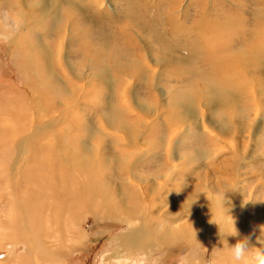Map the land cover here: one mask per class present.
<instances>
[{
    "label": "rangeland",
    "instance_id": "rangeland-1",
    "mask_svg": "<svg viewBox=\"0 0 264 264\" xmlns=\"http://www.w3.org/2000/svg\"><path fill=\"white\" fill-rule=\"evenodd\" d=\"M18 19L0 42V264H227L206 197L184 203L209 187L235 190L260 247L264 0H0V30Z\"/></svg>",
    "mask_w": 264,
    "mask_h": 264
},
{
    "label": "clouds",
    "instance_id": "clouds-1",
    "mask_svg": "<svg viewBox=\"0 0 264 264\" xmlns=\"http://www.w3.org/2000/svg\"><path fill=\"white\" fill-rule=\"evenodd\" d=\"M22 26L23 19H18L11 25L6 26L3 30H0V42L10 40ZM229 191L235 190L221 191L220 189L211 187L203 191H196L194 189L184 203L188 204L189 213L191 207L198 203L201 194L206 197L210 213L208 222L216 226L219 243L222 245V247H215L214 250L226 255L227 264H264V225L260 226V235L256 237V242L260 247L251 245L250 237H240V233L235 226V218L230 214L231 201L225 195ZM248 202L253 201L244 200L243 204H247ZM228 237L236 238V243L230 245L228 243ZM137 264H148V262L146 258L142 260L138 258ZM180 264H187L186 258L182 257Z\"/></svg>",
    "mask_w": 264,
    "mask_h": 264
},
{
    "label": "bare ground",
    "instance_id": "bare-ground-1",
    "mask_svg": "<svg viewBox=\"0 0 264 264\" xmlns=\"http://www.w3.org/2000/svg\"><path fill=\"white\" fill-rule=\"evenodd\" d=\"M264 36V35H263ZM254 47V46H253ZM251 48V47H250ZM251 54V56L252 57H257V56H260V55H262L263 57H264V50H263V47H262V45H260V47L259 48H257V47H254V49H253V51L252 52H249L248 53V55H250ZM244 58V57H243ZM261 58V57H260ZM254 59V58H253ZM259 59V58H258ZM246 60V59H245ZM254 60H256V59H254ZM249 61V60H248ZM257 61H260V60H257ZM257 61H254V64L253 65H251V66H253L254 68L256 67V65H257ZM262 64V63H261ZM264 64V63H263ZM259 65V64H258ZM248 66H249V64H248ZM264 66V65H263ZM259 68V67H258ZM263 68V67H262ZM253 69V68H252ZM260 70V69H259ZM257 71V70H256ZM260 73V72H259ZM228 83L225 81V79H224V77H222V75H221V77H220V81H218L217 82V86H216V88L213 90L214 92H213V95H208V96H210L209 98H208V100L210 101V102H212V101H216V102H218V101H223V99H224V97H223V95H221L222 94V90L223 89H227L226 88V85H227ZM247 88V87H246ZM210 94H211V92H210ZM264 94V93H263ZM263 94H259V95H262L261 97L262 98H264V95ZM47 176V175H46ZM49 178V177H48ZM51 181H52V178H51ZM63 199V198H62ZM65 200H67L69 203H72V206H73V203H74V197L73 196H71V197H69V198H65ZM88 204V203H87ZM87 204H86V206H87ZM85 206V207H86ZM56 207H57V209H56V211H54L53 212V214L55 215V214H58L57 212L60 210V207H59V203L56 205ZM85 207L82 209V210H84L85 209ZM70 208L71 207H69V206H67V210H70ZM82 210H77L78 212H80V211H82ZM69 212H71V211H69ZM43 217V216H42ZM209 218H210V215H208V214H206L204 217H203V223H202V227L203 228H206V227H208L209 226ZM61 222V221H60ZM61 224V223H60ZM138 238H139V234H136V233H128L127 235H125V238L123 239L124 240V243L125 244H127V245H130V244H134V242H136L137 240H138ZM122 241V240H121ZM77 244V243H76ZM31 249V248H30ZM193 255H195V254H193ZM28 258V257H27ZM187 259H189V258H187ZM53 260H56V257H53ZM190 261H192L193 259H189ZM46 261V260H45ZM8 262H10L11 264H13V263H15V264H28L29 262L27 261V259L26 258H24V257H22V258H18V259H15V261L14 260H11V261H6V262H4V264H8ZM3 264V263H2ZM30 264V263H29Z\"/></svg>",
    "mask_w": 264,
    "mask_h": 264
},
{
    "label": "crops",
    "instance_id": "crops-1",
    "mask_svg": "<svg viewBox=\"0 0 264 264\" xmlns=\"http://www.w3.org/2000/svg\"><path fill=\"white\" fill-rule=\"evenodd\" d=\"M112 256H114V254ZM117 264H120V263L118 262Z\"/></svg>",
    "mask_w": 264,
    "mask_h": 264
}]
</instances>
